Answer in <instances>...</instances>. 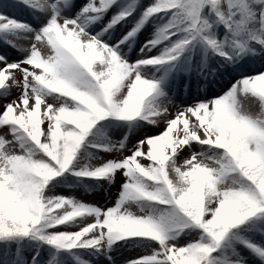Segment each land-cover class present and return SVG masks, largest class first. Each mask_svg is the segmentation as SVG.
Instances as JSON below:
<instances>
[{
	"label": "snow or ice",
	"instance_id": "snow-or-ice-1",
	"mask_svg": "<svg viewBox=\"0 0 264 264\" xmlns=\"http://www.w3.org/2000/svg\"><path fill=\"white\" fill-rule=\"evenodd\" d=\"M0 264H264V0H0Z\"/></svg>",
	"mask_w": 264,
	"mask_h": 264
},
{
	"label": "rangeland",
	"instance_id": "rangeland-1",
	"mask_svg": "<svg viewBox=\"0 0 264 264\" xmlns=\"http://www.w3.org/2000/svg\"><path fill=\"white\" fill-rule=\"evenodd\" d=\"M163 124L160 125V128L162 129L163 128ZM159 129H155L153 128L152 131L155 132V131H158ZM122 180V177L118 176L117 177V187L119 186V183L121 182ZM116 195H117V191H116V187H114L112 189V198L109 200V205H111L114 201H115V198H116ZM89 199H91V197H89Z\"/></svg>",
	"mask_w": 264,
	"mask_h": 264
}]
</instances>
